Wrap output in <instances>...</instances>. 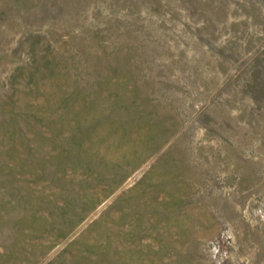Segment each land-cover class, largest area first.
I'll use <instances>...</instances> for the list:
<instances>
[{
    "label": "rangeland",
    "instance_id": "1",
    "mask_svg": "<svg viewBox=\"0 0 264 264\" xmlns=\"http://www.w3.org/2000/svg\"><path fill=\"white\" fill-rule=\"evenodd\" d=\"M0 264H264V0H0Z\"/></svg>",
    "mask_w": 264,
    "mask_h": 264
}]
</instances>
